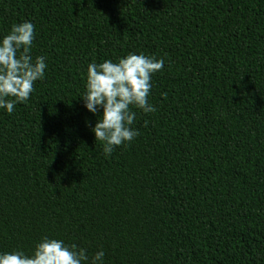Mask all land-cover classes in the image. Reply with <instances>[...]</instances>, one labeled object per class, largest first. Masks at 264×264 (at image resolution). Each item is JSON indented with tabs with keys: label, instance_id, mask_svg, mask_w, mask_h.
I'll use <instances>...</instances> for the list:
<instances>
[{
	"label": "trees",
	"instance_id": "trees-1",
	"mask_svg": "<svg viewBox=\"0 0 264 264\" xmlns=\"http://www.w3.org/2000/svg\"><path fill=\"white\" fill-rule=\"evenodd\" d=\"M23 22L47 68L0 108V254L264 264V0H0V41ZM129 54L164 60L156 111L132 107L139 135L105 156L80 97L89 64Z\"/></svg>",
	"mask_w": 264,
	"mask_h": 264
},
{
	"label": "clouds",
	"instance_id": "clouds-1",
	"mask_svg": "<svg viewBox=\"0 0 264 264\" xmlns=\"http://www.w3.org/2000/svg\"><path fill=\"white\" fill-rule=\"evenodd\" d=\"M34 39L35 26L23 22L13 24L10 33L0 41V108L9 114L18 103L29 100L34 83L43 79L47 68L46 57L33 60ZM163 65V59L144 54H129L118 62L106 60L88 65L85 91L80 98L88 112L95 115L102 110L92 132L95 141L103 144L105 156L139 135L132 128L136 117L132 107L144 113L156 111L148 101L151 77ZM104 256L99 251L89 261L86 249L45 237L35 245L31 255L20 250L0 254V264H104Z\"/></svg>",
	"mask_w": 264,
	"mask_h": 264
}]
</instances>
